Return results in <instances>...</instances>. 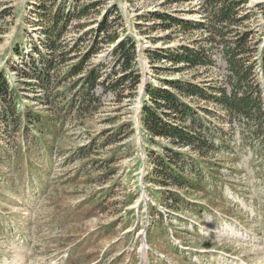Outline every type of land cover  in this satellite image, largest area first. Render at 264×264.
Masks as SVG:
<instances>
[{"label":"rangeland","instance_id":"rangeland-1","mask_svg":"<svg viewBox=\"0 0 264 264\" xmlns=\"http://www.w3.org/2000/svg\"><path fill=\"white\" fill-rule=\"evenodd\" d=\"M43 1L49 5L50 0H0V72L18 97L12 116L20 115L16 122L0 112V264H264V126L245 132L238 123L212 118L220 132L213 135L215 146L204 160L211 168H203L206 177L197 191L176 189L186 200L175 204L166 195L174 186L164 189L146 181L155 173L153 155L169 142L156 138L149 145L144 140L140 97L118 104L109 91L103 93L117 58L114 45L98 34L100 24L107 19L113 22L111 34L135 39L136 65L144 76L141 93L145 84L156 82L154 67H167L149 53L175 51L195 41L210 47L206 29H165L167 22L159 19L166 13L201 21L200 2L98 0L91 16L66 29L61 42L73 60L52 72L57 89L46 95L21 74L32 59L29 47L49 53L39 46L47 41L45 18L35 13L36 3ZM93 1L57 3L79 8ZM245 12L253 14L252 20L240 29L250 28L255 43L264 32V0H250ZM93 42L99 48L94 56L87 52ZM215 47L213 66L171 74L161 70L159 77L216 85L226 65L221 48ZM88 54L87 71L97 68L101 75L95 91L99 101L89 109L79 100L72 103L78 78L63 81L69 66ZM201 106L224 113L217 104ZM25 110L39 115L42 124H30L21 116ZM58 114L61 123L52 122Z\"/></svg>","mask_w":264,"mask_h":264},{"label":"trees","instance_id":"trees-1","mask_svg":"<svg viewBox=\"0 0 264 264\" xmlns=\"http://www.w3.org/2000/svg\"><path fill=\"white\" fill-rule=\"evenodd\" d=\"M198 1L202 12L201 21L179 19L166 13L159 15V19L167 22L165 29L177 27L185 33L206 29L209 34L206 40L210 47H198L199 43L195 41V45L182 46L175 51L157 49L149 53L153 61H164L167 67L163 69L154 67L156 82L145 84L142 94L138 90L144 84V76L136 65L138 48L135 39L129 34H125L122 38L116 33L111 34L110 24L113 22L109 23L107 19L100 24L98 31V34L102 33L106 36L105 44L114 45L112 55L117 58L110 77L103 81V93L109 91L118 104L131 98L141 97L139 121L144 140L149 145L154 144L156 138L166 139L169 142L160 144L163 152L153 155L155 173L151 178L146 177V181L158 182L159 187L164 189L174 186L171 190H166V195L175 204L186 200V196L181 198L176 189L197 191L203 178L206 177L203 168H211V165L204 163V160L215 146L213 135L220 132V128L212 125V118L223 123L225 120L230 124L238 123L245 132L254 129L256 125L258 126L256 131H261L264 126V32L260 34L258 41L252 43L254 32L250 28L244 31L240 29L252 20L253 14L249 15L245 12L250 0ZM45 2L36 3L35 13L42 20L45 18L46 28L42 29V36L46 37L47 41L39 46L46 48L49 53L44 54L40 48L30 45L32 59L27 65L28 70L21 74L27 80H34L43 91L41 93L48 95L52 90L57 89L52 79V72L73 60L67 59L64 51L67 44L61 42L67 32L66 29L73 21H77L80 25L79 22L91 16L92 11L100 6L101 1H93V4L79 8H66L64 2L57 3V0H50L49 5ZM262 5L259 3L257 6ZM110 14L112 16L113 11ZM85 36H88V33H85ZM97 44L93 47V42L87 48V52H92L93 56L97 54L99 51ZM212 46L221 48L222 60L226 65V73L216 85L210 82L198 83L159 77L161 70L171 74L213 66L215 61L211 55ZM78 48L72 49V53ZM18 55L22 56V53L19 52ZM88 55L83 61L69 66V70L64 73L63 81L69 82L78 78L71 88L73 92L75 91L72 103L79 100L84 104L82 107L89 109L93 103L99 101L95 91L99 86L101 75L97 68H89L87 71L86 64L92 56ZM40 58L41 63H38ZM8 66L10 67V63ZM85 71L87 73L84 74ZM258 74L261 75V81L257 79ZM25 84L29 83L25 82ZM17 99L14 87L10 85L4 71H1L0 112L6 116V119L12 121L19 119V114L12 116L11 107L12 104L16 106ZM46 99L49 101V98ZM203 102L219 105L224 116L218 111L202 107ZM66 109L61 107L60 112L65 113ZM21 116H26L32 122L30 124L34 122L42 124L40 116L30 110H25ZM62 120L63 117L58 114L51 121L61 123ZM185 149H189V152L185 153ZM160 177L165 181H159Z\"/></svg>","mask_w":264,"mask_h":264},{"label":"bare ground","instance_id":"bare-ground-1","mask_svg":"<svg viewBox=\"0 0 264 264\" xmlns=\"http://www.w3.org/2000/svg\"><path fill=\"white\" fill-rule=\"evenodd\" d=\"M18 264H21V263H18Z\"/></svg>","mask_w":264,"mask_h":264}]
</instances>
